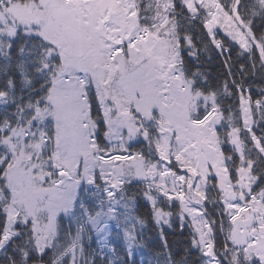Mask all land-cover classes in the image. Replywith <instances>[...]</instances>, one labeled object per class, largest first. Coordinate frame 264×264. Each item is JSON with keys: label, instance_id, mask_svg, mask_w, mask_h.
Listing matches in <instances>:
<instances>
[{"label": "snow or ice", "instance_id": "6c2138e0", "mask_svg": "<svg viewBox=\"0 0 264 264\" xmlns=\"http://www.w3.org/2000/svg\"><path fill=\"white\" fill-rule=\"evenodd\" d=\"M0 264H264V0H0Z\"/></svg>", "mask_w": 264, "mask_h": 264}, {"label": "trees", "instance_id": "16d2710c", "mask_svg": "<svg viewBox=\"0 0 264 264\" xmlns=\"http://www.w3.org/2000/svg\"><path fill=\"white\" fill-rule=\"evenodd\" d=\"M142 211H147L146 209H142ZM180 239V234L176 233L175 235L169 236V240L173 242H178Z\"/></svg>", "mask_w": 264, "mask_h": 264}]
</instances>
